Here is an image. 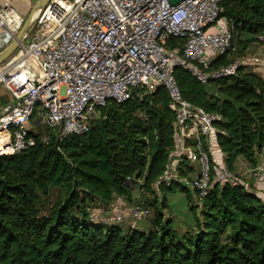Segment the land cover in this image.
I'll list each match as a JSON object with an SVG mask.
<instances>
[{"label":"trees","instance_id":"16d2710c","mask_svg":"<svg viewBox=\"0 0 264 264\" xmlns=\"http://www.w3.org/2000/svg\"><path fill=\"white\" fill-rule=\"evenodd\" d=\"M220 6L236 48L264 31V0H222ZM229 53L210 68L233 61ZM174 77L185 99L219 116L216 141L228 171L235 173L240 159L254 167L264 154V79L244 66L207 84L179 67ZM172 122L159 88L108 103L87 134L57 141L46 131L47 143L39 133L26 151L0 156V264H264V200L242 185H213L194 230L178 233L156 210L147 231L123 232L90 219V209H107L115 196L155 206L156 199L137 201L135 191L152 193L164 172Z\"/></svg>","mask_w":264,"mask_h":264},{"label":"built area","instance_id":"2783aa9c","mask_svg":"<svg viewBox=\"0 0 264 264\" xmlns=\"http://www.w3.org/2000/svg\"><path fill=\"white\" fill-rule=\"evenodd\" d=\"M221 2L49 0L0 67V85L14 101L0 114V156L32 147L41 126L57 141L87 134L92 115L96 111L99 115L108 103L120 104L132 95L142 98L160 88L173 114V143L156 185L183 186L197 200L204 199L216 183L242 185L264 200V191L256 189L257 184L264 186V154L243 174L230 173L216 141L219 116L185 99L174 77L179 67L207 84L234 76L245 66V60L237 58L210 68L208 51L218 57L236 50L233 33L220 23ZM14 15L12 4L2 2L0 46L11 40L22 23ZM255 39L264 44V31ZM171 41H175L172 46ZM251 60L258 63L257 58ZM20 73L24 79L12 83ZM38 139L47 143L50 138L42 134ZM104 211L100 220L91 211L89 217L128 229H135L150 214L148 207L127 205L119 196Z\"/></svg>","mask_w":264,"mask_h":264},{"label":"rangeland","instance_id":"374dc122","mask_svg":"<svg viewBox=\"0 0 264 264\" xmlns=\"http://www.w3.org/2000/svg\"><path fill=\"white\" fill-rule=\"evenodd\" d=\"M29 11L27 10L26 13L22 14L23 20L26 19L27 15L29 14ZM224 21H225L224 19L221 20V22ZM242 50L243 48L241 47V45H238L235 51L230 52L228 54V59L231 60L234 59L235 57L240 56ZM97 117H98V111H96L92 115V119L94 120ZM38 131L43 134H47L45 133L46 131L49 132L48 130L44 129L42 126L39 128ZM179 187L180 186L175 185L172 190H167L160 188L159 186L156 185V183H154L152 186L153 189L152 193H149L147 191L136 190L135 194L139 195L137 201L141 200V202L142 201L151 202L152 200L156 199V204L155 206H151V205L147 206L150 212L149 216L147 217V219L137 223L135 229H138L140 231H147L148 228H152L153 227L152 218L154 216V211L156 210L162 213L164 217L162 222H165L166 220H171L170 221L171 227L174 228L175 231H177L178 233L187 230H194L195 224L197 221H199L200 218V208H201L200 205L202 201L197 200L195 193H193L190 189L187 188L186 191H181ZM156 188L158 191L155 190ZM55 197H56V191H53L50 195V200H54ZM162 202H164V206H162ZM41 204H45V203L42 201L39 203L38 206H40ZM104 210L105 208L99 207V209L91 210V214L93 216H98L97 218L98 220H100L101 216L103 217V214L105 213ZM170 216L171 218H169ZM107 225L108 224H104V227H106ZM119 227L123 232L128 229L125 227V225H120Z\"/></svg>","mask_w":264,"mask_h":264},{"label":"crops","instance_id":"0c3cea01","mask_svg":"<svg viewBox=\"0 0 264 264\" xmlns=\"http://www.w3.org/2000/svg\"><path fill=\"white\" fill-rule=\"evenodd\" d=\"M4 1H8L12 4L17 16L22 20V23H23V18H22V14L26 13L27 10L31 11L32 7H33V4H34V0H0V5L2 2ZM42 8L38 9V10H41ZM37 10V11H38ZM29 11V12H30ZM36 11V12H37ZM36 12L35 14L33 15V17L36 15ZM17 16H13L14 18H17ZM32 17V19H33ZM31 19V21H32ZM222 20V19H221ZM220 20V23H222V25H226L225 22H221ZM30 21V22H31ZM21 23V24H22ZM20 24V26H21ZM30 24V23H29ZM19 26V27H20ZM29 27V25H28ZM27 27V29H28ZM19 29V28H18ZM18 31V30H17ZM27 31V30H26ZM25 31V33H26ZM24 33V34H25ZM16 34V33H15ZM23 34V35H24ZM22 35V37H23ZM7 37V35H6ZM13 38V37H12ZM11 38V39H12ZM22 40V39H21ZM11 40H9L6 44H4L3 46H0V52L5 49L7 47V45L10 43ZM13 55V54H12ZM11 55V56H12ZM207 57L210 59V63L216 58L215 55H213L211 52H207ZM227 58H228V55H227ZM237 58H240V59H244L245 60V66L246 69H248L249 71H251L252 73L262 77L264 79V44L262 43H257L256 41L255 42H252L250 44H248L240 53V56L238 57H235L234 59H237ZM253 58H257L258 59V63H254L252 62L251 59ZM10 59V58H9ZM9 59H7L4 63H6ZM232 59V60H234ZM232 62V61H231ZM4 63H2L0 65V67H2L4 65ZM22 79H24V75L22 73L19 74L18 78H16L15 80L12 81V83H16V82H19L21 81ZM13 98L11 97V95L9 94V92L0 85V114L3 113L5 110H7L10 105L13 103ZM239 165L237 167V170L236 171H244L245 169H248L250 166L248 164H246V162H244L243 160H239ZM241 174H243V172H241ZM244 178L248 179L249 181V175H246V173L244 174ZM251 178H250V182H251ZM256 189H259L260 191H264V186L262 184H257L256 185ZM160 188H165L162 184L160 185ZM157 190V188L155 189ZM158 191V190H157ZM123 198V197H122ZM124 199V198H123ZM124 201L126 202L127 205H130V204H133V203H129L128 201H126L124 199ZM94 209H99V208H94ZM94 209H91V210H94ZM90 210V211H91ZM171 218V216L169 217ZM141 222V221H140ZM150 229V228H148ZM126 231V230H125Z\"/></svg>","mask_w":264,"mask_h":264},{"label":"water","instance_id":"95a60500","mask_svg":"<svg viewBox=\"0 0 264 264\" xmlns=\"http://www.w3.org/2000/svg\"><path fill=\"white\" fill-rule=\"evenodd\" d=\"M48 1L49 0H34L33 7L31 9V11L29 12V14L27 15L26 19L23 21V23L21 24L18 31L13 36V38L11 39V41L7 45V47L0 52V65L2 63H4L7 59H9L11 57V55L17 50V46L22 39V35L27 30V27H28L33 15L35 14V12L38 9H40L44 5H46ZM168 1L170 4L175 5L178 2H180L181 0H168Z\"/></svg>","mask_w":264,"mask_h":264}]
</instances>
